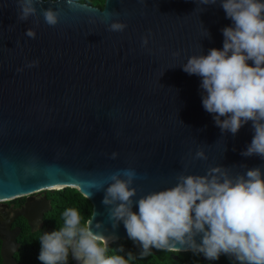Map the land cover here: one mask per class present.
<instances>
[{
    "label": "water",
    "instance_id": "95a60500",
    "mask_svg": "<svg viewBox=\"0 0 264 264\" xmlns=\"http://www.w3.org/2000/svg\"><path fill=\"white\" fill-rule=\"evenodd\" d=\"M47 7L62 9L55 27L42 17L39 27L32 18L18 21L15 0H0V201L74 188L90 196L92 229L102 222L110 244L129 238L122 221L112 226L105 190L97 187L106 189L118 169L136 170L134 199L174 186L180 172L203 175L214 165L232 175L254 167L264 172V159L241 155L254 135L251 121L235 135L221 132L203 108L201 78L181 67L191 55L223 48L221 30L233 22L219 0L37 4ZM107 13H119L112 19L126 22V29L108 31L100 22ZM28 28L34 39L25 35ZM31 61L38 64L27 67ZM199 148L207 160L193 159ZM47 207L46 200L26 203L16 216L40 217ZM0 221L7 225L0 226L2 261L19 264L20 228Z\"/></svg>",
    "mask_w": 264,
    "mask_h": 264
},
{
    "label": "clouds",
    "instance_id": "9594fccd",
    "mask_svg": "<svg viewBox=\"0 0 264 264\" xmlns=\"http://www.w3.org/2000/svg\"><path fill=\"white\" fill-rule=\"evenodd\" d=\"M15 2L18 21L32 18L36 27L41 17L50 27L60 23L62 9L37 8L44 0ZM198 2L208 5L217 0ZM65 3L71 7L73 0ZM219 3L233 22L221 30L223 48H211L207 55H191L181 67L189 75L201 78L203 108L213 115L221 132L235 135L251 121L254 135L241 155L264 159V0ZM118 15L107 13L100 22L107 24L110 32H123L127 23L112 19ZM25 35L34 39L36 32L28 28ZM147 42L144 37L142 45ZM37 64L38 61H31L26 66ZM116 157L117 153L111 154L112 159ZM193 159L208 157L199 148ZM136 179L134 168L118 169L108 177L106 189L100 183L97 191L105 190L102 203L108 219L114 228L123 222L128 238L140 248L139 259L152 256L156 249L176 254L191 251L209 260L226 255L235 264H264V172L260 167L235 175L221 165L208 167L203 175L180 172L174 186L134 199ZM96 185L93 181L92 186ZM134 203L138 204V212L133 211ZM82 219L76 208L69 207L63 211V223L57 230L43 231L38 238V259L42 264H68L70 255L78 264H131L137 259L131 251L122 254L123 246L107 255L110 239L103 223L96 222L97 231H93L92 219L83 223Z\"/></svg>",
    "mask_w": 264,
    "mask_h": 264
},
{
    "label": "trees",
    "instance_id": "16d2710c",
    "mask_svg": "<svg viewBox=\"0 0 264 264\" xmlns=\"http://www.w3.org/2000/svg\"><path fill=\"white\" fill-rule=\"evenodd\" d=\"M85 2L100 8L103 7L104 0H75ZM47 195L51 197V209L46 213L44 226L32 230L30 226H19L21 233L17 237L19 247L14 253V258L19 264H42L38 259L40 252L39 236L43 231L51 232L57 230L63 223L62 213L66 208H76L83 220H87L92 213V205L87 198L80 194L74 188H65L62 190H47ZM25 198H18L8 202L16 204L23 201ZM121 246L124 248V253L131 251L137 256V259L131 264H235V262L226 255H221L218 260H209L203 254L195 255L191 251H182L181 253H165L161 250L153 249V255L143 260L139 259L140 248L131 240H118L109 244L107 255H112L115 249ZM1 248V239H0ZM0 264H4L0 253ZM68 264H72L71 255L69 256Z\"/></svg>",
    "mask_w": 264,
    "mask_h": 264
},
{
    "label": "flooded vegetation",
    "instance_id": "af4514ba",
    "mask_svg": "<svg viewBox=\"0 0 264 264\" xmlns=\"http://www.w3.org/2000/svg\"><path fill=\"white\" fill-rule=\"evenodd\" d=\"M24 198L25 199L18 204L14 203V202H8L7 201L5 206L3 208H0V216L3 219L9 221L8 226H12V227L30 226V228L32 230H35V229L39 228L40 226H44V221L46 219V213L52 207V205H51V199L52 198L49 197L47 195V193L43 194L42 196H38V197L28 196V197H24ZM44 200L47 201L48 207H47V211L43 212L42 216L39 217L38 214L36 215L35 213L31 214L30 219H27L22 215L16 216V212L24 210L26 203H33V202H39V201L43 202ZM0 226H7V225L0 221ZM20 233H21V231L19 232V234ZM18 235H17V237H18Z\"/></svg>",
    "mask_w": 264,
    "mask_h": 264
},
{
    "label": "rangeland",
    "instance_id": "374dc122",
    "mask_svg": "<svg viewBox=\"0 0 264 264\" xmlns=\"http://www.w3.org/2000/svg\"><path fill=\"white\" fill-rule=\"evenodd\" d=\"M45 193H46V191H40V192L33 194L32 196L38 197V196H42ZM5 204H6L5 201H0V208H3L5 206Z\"/></svg>",
    "mask_w": 264,
    "mask_h": 264
}]
</instances>
